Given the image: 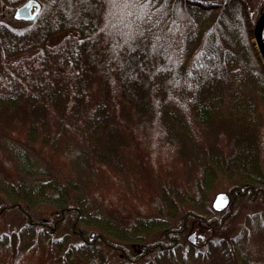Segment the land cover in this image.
Here are the masks:
<instances>
[{"label": "trees", "instance_id": "1", "mask_svg": "<svg viewBox=\"0 0 264 264\" xmlns=\"http://www.w3.org/2000/svg\"><path fill=\"white\" fill-rule=\"evenodd\" d=\"M25 1L0 0V264H264V0Z\"/></svg>", "mask_w": 264, "mask_h": 264}, {"label": "water", "instance_id": "2", "mask_svg": "<svg viewBox=\"0 0 264 264\" xmlns=\"http://www.w3.org/2000/svg\"><path fill=\"white\" fill-rule=\"evenodd\" d=\"M41 10V3L39 0H27L23 4L16 7L13 17L17 21H33L39 14ZM264 23V12L260 15L259 19L256 22L254 28V39L253 42L258 51L260 60L264 65V41L262 37V28ZM231 202V197L227 192L216 193L213 201L212 207L216 211H222L226 209ZM93 236V233H92ZM189 240L195 242V234L189 237Z\"/></svg>", "mask_w": 264, "mask_h": 264}, {"label": "bare ground", "instance_id": "3", "mask_svg": "<svg viewBox=\"0 0 264 264\" xmlns=\"http://www.w3.org/2000/svg\"><path fill=\"white\" fill-rule=\"evenodd\" d=\"M262 37H263V41H264V23H263V28H262Z\"/></svg>", "mask_w": 264, "mask_h": 264}, {"label": "rangeland", "instance_id": "4", "mask_svg": "<svg viewBox=\"0 0 264 264\" xmlns=\"http://www.w3.org/2000/svg\"><path fill=\"white\" fill-rule=\"evenodd\" d=\"M219 192H222V191H219ZM219 192H218V193H219ZM212 201H213V200H212Z\"/></svg>", "mask_w": 264, "mask_h": 264}, {"label": "flooded vegetation", "instance_id": "5", "mask_svg": "<svg viewBox=\"0 0 264 264\" xmlns=\"http://www.w3.org/2000/svg\"><path fill=\"white\" fill-rule=\"evenodd\" d=\"M196 237V236H195Z\"/></svg>", "mask_w": 264, "mask_h": 264}]
</instances>
